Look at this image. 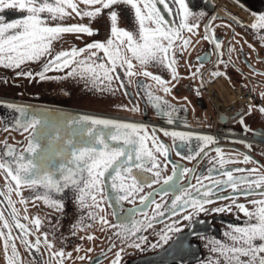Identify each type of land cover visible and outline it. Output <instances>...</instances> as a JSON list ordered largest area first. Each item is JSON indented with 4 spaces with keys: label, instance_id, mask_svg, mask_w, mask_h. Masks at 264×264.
Instances as JSON below:
<instances>
[{
    "label": "snow or ice",
    "instance_id": "snow-or-ice-1",
    "mask_svg": "<svg viewBox=\"0 0 264 264\" xmlns=\"http://www.w3.org/2000/svg\"><path fill=\"white\" fill-rule=\"evenodd\" d=\"M82 2L86 7L82 8L78 0H0V10H19L15 18L6 19L5 15L0 14V65L15 69L28 61H38L43 58L38 72L21 69L15 75L39 76L45 79L49 78L46 77V73L50 69L68 68V71L63 74L65 77L79 75L86 77L93 85L106 84L109 89L115 88L116 85L112 82L118 80L119 86L125 87L127 91L126 85L130 84L131 80H126L124 77L136 75L135 61L142 66L144 76L152 77L157 83L163 85L165 92H169L172 85L157 72L150 71L146 65H165L171 70L172 78L178 79L181 74L177 70L176 52L182 54L190 47L191 37L183 33L185 30L188 32L199 30L198 17L203 15V11L195 12L187 0H171L175 9L169 5V0H82ZM161 3L169 13L174 12L175 17L179 19L167 18L161 11L159 6ZM122 4H127L134 10L135 24L130 27L119 24V9ZM104 10H107L110 20V34L106 39H93L83 45L73 44L71 47H61L59 50L53 47V42L62 41L65 34L97 33L99 30L92 27L90 21L101 15ZM73 12L81 17H89L90 21L88 23L62 22L64 17ZM256 16L253 26L264 27V12L256 13ZM234 19L239 18L234 17ZM204 28L205 36L214 40L217 48H220L222 41L214 35L211 20L204 25ZM73 38L80 37L74 35ZM177 40L180 41L179 45L175 43ZM261 42L264 43V33H261ZM231 47L229 46L230 51ZM101 51L103 58L98 56ZM220 55L223 56V53L221 52ZM206 58V56L197 57L200 60ZM121 68L124 69L123 73L118 70ZM213 74H220L219 69H216ZM188 75L194 76L195 73H188ZM50 78L61 79L62 77ZM140 83L144 85L143 80ZM145 91L148 100L153 103L158 112L161 115L167 114L171 118L176 106L165 100L163 96L155 94L151 87H146ZM162 103L167 107L166 113L165 108L161 107ZM10 106L17 109L19 115L14 123H9L7 126L28 132V140L26 146L5 142L4 156L7 158H0V168L6 170V179L15 182V191L21 195L22 200L28 199L23 196L21 185H24L42 193L39 197L33 195L31 197L33 200L42 199L44 203L59 210L63 208L64 202L61 199H55L53 193L62 192L71 187L76 194L75 199L78 205L81 208L87 206L88 211L85 215H90L93 220L98 217L102 223L108 224L105 216L98 215L91 206L95 205L103 209L105 207L103 201L107 200L113 205V212L117 216L119 226L115 227V231L132 246L138 248L146 239L138 234V231L146 226L145 217L128 220L124 217L122 210L123 201L131 198L139 199L141 204L128 208L126 210L128 215L134 216L137 211L147 213L149 202L155 203V201L152 200L154 192L137 195L145 183L153 184L162 179L163 186L156 190L160 191L162 196L165 191L174 193L170 207L165 210L173 215L178 210L182 213L179 219L189 220L194 214L206 210L204 205L210 203L209 197L223 198L221 187H216L217 185L230 187L232 189L230 195L233 197L240 194L247 196L250 192L260 189L261 195L251 201L253 207L233 199L211 210L231 211L229 205L236 204L239 211L245 214L244 223L231 225V230L227 233L230 236V242H217L219 244L217 251L223 256V264H264V173H260L255 167L243 170L247 171V175L234 176L233 171L236 169L228 168L225 170L226 177L206 181L204 185L198 181L196 187L204 193L198 198L185 190L193 188L190 181L186 184L178 183L179 180L184 179L183 173H194L195 168L190 169L172 161V174L162 175L161 169L167 167L169 160H161L155 152L159 151L168 157L171 146L155 136V128L150 133L144 123L67 112L56 113L57 118L54 119L51 109H36L16 103ZM121 107H127V105H121ZM258 107L264 112V105ZM133 108H138V104H134ZM248 110H252L251 105ZM240 120L243 123V116H240ZM248 127L244 124L245 130H248ZM29 129L31 131H28ZM162 131L166 134L170 133L181 141L189 140L193 136L198 141H202L195 152H189L187 159H192L198 154L199 149H203L215 139L214 136L205 133L167 128ZM245 143L251 147L249 142L245 141ZM176 147L179 145L177 144ZM216 153L220 157L219 164L228 162L219 146L216 147ZM244 159L252 160L253 157L245 154ZM200 179L204 177L201 176ZM238 183L244 184V187L238 188ZM6 187L9 192L12 191L10 184ZM214 188L215 192L221 194L215 195ZM6 198L11 206V216L14 218L15 225L21 230V239L30 249L38 248L41 242L40 236H37L35 242L28 238L32 229L17 218L18 210L11 196L8 195ZM161 204L162 202L155 203L153 216H148L147 220H152L159 214ZM185 208L191 210L185 211ZM0 220H3L0 228L8 229L7 232L0 230V236L4 237L5 251L7 252L10 241L12 246L8 264H22L18 260L19 252L12 236V225L4 217L2 209H0ZM32 222L36 228L42 224L38 215ZM176 224L175 220L169 221V225L157 233L159 241H152L149 246L155 247L165 243L170 238L171 232L177 230ZM82 226L84 225L80 222L72 225L73 228ZM42 235L43 242L51 249L54 241L48 239L47 232ZM92 235L94 233H89L90 237ZM121 242L123 243V239ZM76 247L79 249L80 245ZM64 253L65 249L61 247L56 251H50L49 255L58 257L59 264H64ZM121 253L122 249H117L111 264H119ZM71 255V251H68V256L71 257Z\"/></svg>",
    "mask_w": 264,
    "mask_h": 264
},
{
    "label": "flooded vegetation",
    "instance_id": "flooded-vegetation-1",
    "mask_svg": "<svg viewBox=\"0 0 264 264\" xmlns=\"http://www.w3.org/2000/svg\"><path fill=\"white\" fill-rule=\"evenodd\" d=\"M189 6L195 11H203V15L211 9L205 18V24L212 18H218L216 37L222 43L217 48L214 40L209 38L210 47L206 45V36L204 30L200 28L198 39L192 37L196 31H184V35L191 37V45L181 54L176 52L178 57L176 64L177 70L181 74L178 79L171 76V70L165 65L149 64L146 65L150 71L157 72L163 76L172 88L165 92L163 85L157 83L152 77L144 76L142 66L134 61V71L136 75L131 77L125 76L124 79L131 80L130 84L125 87L119 86L118 80H113L115 88L109 89L106 84L93 85L86 77L79 75L65 77L67 87L66 96L63 99L50 97L49 102H39L38 98L25 92L26 89L47 84L53 87L56 79L37 78V76H17L15 73L21 69L36 72L43 63V58L38 61H28L18 68H11L6 65H0V158L4 156L5 142L17 146L27 145L28 132L21 131L16 127H8L9 123H14L19 115L17 109L10 105L13 103L31 106H43L52 110L53 118H57L54 110L80 115H100L112 119H128L134 122H140L147 125L151 133L155 128V136L164 141L170 147V155L165 157L159 151L155 152L161 160L168 159L169 163L166 168H162V175H170L173 171L172 161H176L188 168H195V172L183 173L184 179L179 180V184L191 182L190 191L198 198L204 193L196 187L197 182L204 185L206 181H215L221 177H226L225 170L228 168L236 169L233 171L234 176L247 175V171L255 167L260 173H264V112L260 111L258 106L264 105V43L261 42V33H264V27H255V38L248 35L239 26H253L257 19L256 13L264 12V0H255V10L248 5L243 4L240 0H187ZM80 6L86 7L82 0H78ZM254 3V2H253ZM169 5L175 9V5L169 0ZM161 11L169 19L175 17V13H169L161 3ZM71 12V9H69ZM120 26L130 27L135 24L134 10L127 4H122L119 9ZM0 14L5 15L6 19L15 18L19 10H0ZM202 15V16H203ZM202 16L198 17L202 22ZM238 17L239 19H234ZM175 19H179L175 17ZM90 18L81 17L73 12L71 15L64 17V23H88ZM91 26L99 31L93 34H65L62 43L53 42V47L59 50L61 47L68 48L73 44L83 45L93 39H106L110 34V20L107 16V10H104L97 18L91 19ZM78 35L80 38H73ZM177 45L180 41L175 42ZM204 45V46H203ZM231 47V51L229 50ZM223 53V56L220 53ZM86 54V53H85ZM98 56L103 58L102 51ZM199 56H206L204 60L197 59ZM219 61V63H218ZM191 65V67L189 66ZM35 67L37 70L35 71ZM199 68V70H197ZM219 69L220 74L214 75V71ZM52 69L50 71H55ZM121 73L124 69H118ZM48 71V74L49 72ZM60 73L63 75L68 71L64 68ZM56 71V72H57ZM195 73V75H188ZM226 73V75H225ZM56 74V73H54ZM51 75V73H50ZM64 78V75H63ZM226 79L233 87H246L251 91V107L240 108L230 115L216 112L217 106L212 98L210 90L217 96V82L220 79ZM144 81L142 86L140 81ZM217 81V82H216ZM63 81L62 86L66 87ZM212 86V87H211ZM216 86V87H214ZM151 87L152 91L163 96L176 108L173 110L171 118L167 114L161 115L151 101L148 100L145 88ZM56 88V87H54ZM138 104V108H133ZM127 105V107H121ZM161 107H167L161 104ZM250 112H253L251 114ZM243 116V123L240 120ZM255 116V118L251 117ZM254 119V120H253ZM247 124L248 130L244 129ZM177 129L192 133H205L215 137V139L199 149L197 155L192 159H187L190 151H196L198 141L195 136L189 140L181 141L174 138L170 133L166 134L162 129ZM28 131H31L30 129ZM245 137V138H242ZM151 136L149 137V141ZM251 144V147L245 143ZM179 147H176V145ZM151 146V145H150ZM225 153L228 161L226 164H219L220 157L216 153V147ZM208 149H211L208 151ZM18 150H23L18 148ZM182 153V154H180ZM248 154L253 157L252 160H245L244 155ZM215 157V159H213ZM6 170L0 168V209L3 210L4 217L12 225V236L15 239L19 252L18 260L22 264H59L58 257H51L50 251H56L63 247L64 264H111L117 249H122L119 264H223V256L217 251L218 241L225 243L230 242V236L227 233L231 230V225L241 224L245 221V214L239 211L236 204H230L231 211H212L214 207L228 203L233 199L245 202L246 206L253 207L252 200L261 195L260 189L250 192L247 196L240 194L235 197L230 195V187H221L223 198L210 199V203L204 205L205 211L193 215L189 220L179 219L182 215L180 211H175V215L165 210L170 207V201L174 198L172 191H165L162 196L160 191L156 190L162 187L164 181L158 180L156 183L143 185V189L137 192V195L154 192L152 200L155 203H161L159 214L152 220H147L148 216H153L155 203L151 201L148 204L147 213L137 211L134 216L127 214L126 210L133 205L141 204L139 199H127L123 201V215L128 220L145 217L146 226L138 231L139 235L146 237L140 247L132 246L120 233L115 231L117 216L113 212V205L107 200L103 201V209L91 205L98 215H103L108 224L102 223L97 217L91 219L87 213V206L81 208L75 199L74 190L69 187L62 192H54L55 199H61L64 202L62 209H56L53 206L44 203L42 199L33 200V195L41 196L35 189L21 185L23 196L28 197L27 201L22 200L21 195L15 191V182L6 179ZM201 176L204 179H200ZM11 185L12 191H8L6 185ZM238 188H243L244 184L238 183ZM156 190V191H154ZM220 195L221 193L215 192ZM15 202V208L18 210V217L23 223L27 224L32 231L28 238L33 242L37 236H40V244L36 249H30L21 239V230L15 225L14 218L11 216V206L8 204L7 196ZM115 199L113 195V200ZM191 209L185 208V211ZM25 213L27 215H25ZM39 216L42 224L36 228L33 224V218ZM50 217V219H49ZM177 221L175 231H172L170 238L160 246H149L152 241H159L158 232L169 225V221ZM80 222L84 226L73 228L74 223ZM3 225V220H0ZM109 225H113L110 227ZM183 225V227H180ZM0 230L7 232L6 227ZM48 233V239L54 241V246L49 249L44 241L42 233ZM69 233H73L70 235ZM89 233H94L91 237ZM63 237V239H62ZM81 237L83 239H81ZM123 239V243L121 242ZM139 242V241H137ZM77 245L80 248L77 249ZM71 251V257L68 256ZM11 241L8 245L7 252L4 246V237L0 236V264H8V256L11 255ZM82 258V259H81Z\"/></svg>",
    "mask_w": 264,
    "mask_h": 264
},
{
    "label": "rangeland",
    "instance_id": "rangeland-1",
    "mask_svg": "<svg viewBox=\"0 0 264 264\" xmlns=\"http://www.w3.org/2000/svg\"><path fill=\"white\" fill-rule=\"evenodd\" d=\"M242 3L245 4V5H248L249 7L254 8L257 11H259L257 8H255V0H242ZM210 11H211V9L208 10V12H206L202 16V22L199 23V30H195L196 34L195 33L193 35L191 34V36L195 37V39H198V33L200 32V28L202 30H204V33H205V28H204L205 18L210 13ZM218 21H219L218 18H215V19H213L211 21L213 29H214V35H216ZM239 27H242L244 29L243 30L244 32H246L248 35H253V37L255 38V27L254 26L251 27V26H248V25H244V26H239ZM207 38L208 37L206 36V39ZM57 43H62V42L57 41ZM206 45L209 46V47L211 45V42L209 41V38L206 41ZM36 70H37V67H35V71ZM39 70L40 69H38L36 72H38ZM50 70H52V69H50ZM56 71L57 70L50 71L49 74H48V72L46 73V77H49V78H46L47 80L51 79L50 77H55V76L62 77L61 79H56L55 83L53 84V87H50L47 84H41V85H38V86L34 87L33 89H26L24 91L25 92H30L29 95H32V98L35 97V98H38V99L46 100L48 97H55V98L63 99L66 96V92H65L66 88H70V86L67 87V84H69V83L68 82L66 83L65 76L63 78V75L60 73L61 71H57V72ZM50 73H51V75H50ZM54 73H56V74H54ZM38 77L39 76H37V78ZM43 80H45V79H43ZM63 81L66 83V87L62 86ZM54 87H56V88H54ZM217 87H218V89H220L221 85L219 84V85H217ZM251 108H253V107H251ZM250 113L253 114V112H250ZM252 118H255V116L251 117V121H252Z\"/></svg>",
    "mask_w": 264,
    "mask_h": 264
},
{
    "label": "built area",
    "instance_id": "built-area-1",
    "mask_svg": "<svg viewBox=\"0 0 264 264\" xmlns=\"http://www.w3.org/2000/svg\"><path fill=\"white\" fill-rule=\"evenodd\" d=\"M220 85L221 88L218 90V96L221 101L217 100L216 96L212 95L215 99L218 113L221 110L227 114H231L240 107L249 105L251 103L252 97L251 91L249 89L232 88L225 80L221 81Z\"/></svg>",
    "mask_w": 264,
    "mask_h": 264
},
{
    "label": "water",
    "instance_id": "water-1",
    "mask_svg": "<svg viewBox=\"0 0 264 264\" xmlns=\"http://www.w3.org/2000/svg\"><path fill=\"white\" fill-rule=\"evenodd\" d=\"M49 98H50V97H48L46 100L38 99V101H39V102H43V103H45V102H49ZM34 107H35L36 109H48V108L43 107V106H34ZM53 112L56 114V113H60V112H63V111H61V110H54Z\"/></svg>",
    "mask_w": 264,
    "mask_h": 264
},
{
    "label": "bare ground",
    "instance_id": "bare-ground-1",
    "mask_svg": "<svg viewBox=\"0 0 264 264\" xmlns=\"http://www.w3.org/2000/svg\"><path fill=\"white\" fill-rule=\"evenodd\" d=\"M216 82H217V81H216ZM220 82H221V81L219 80L218 83H220ZM218 85H219V84H218ZM211 87H212V86H211ZM214 87H216V86H214Z\"/></svg>",
    "mask_w": 264,
    "mask_h": 264
}]
</instances>
